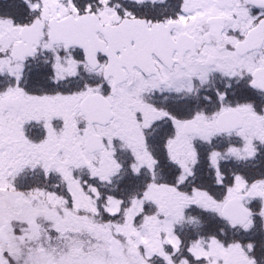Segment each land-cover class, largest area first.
Segmentation results:
<instances>
[{
  "label": "snow or ice",
  "instance_id": "1",
  "mask_svg": "<svg viewBox=\"0 0 264 264\" xmlns=\"http://www.w3.org/2000/svg\"><path fill=\"white\" fill-rule=\"evenodd\" d=\"M0 264H264V0H0Z\"/></svg>",
  "mask_w": 264,
  "mask_h": 264
}]
</instances>
